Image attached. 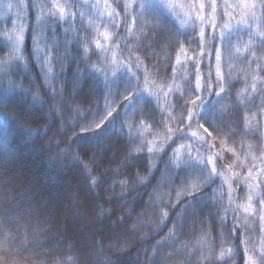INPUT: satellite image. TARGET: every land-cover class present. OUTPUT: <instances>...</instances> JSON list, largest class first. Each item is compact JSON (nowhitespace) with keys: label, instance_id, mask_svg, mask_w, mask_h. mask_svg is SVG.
I'll return each mask as SVG.
<instances>
[{"label":"trees","instance_id":"1","mask_svg":"<svg viewBox=\"0 0 264 264\" xmlns=\"http://www.w3.org/2000/svg\"><path fill=\"white\" fill-rule=\"evenodd\" d=\"M177 2L181 16L158 0H0V264H246L259 249L264 176L230 194L222 175L228 149L264 151V0H203L204 21Z\"/></svg>","mask_w":264,"mask_h":264},{"label":"snow or ice","instance_id":"2","mask_svg":"<svg viewBox=\"0 0 264 264\" xmlns=\"http://www.w3.org/2000/svg\"><path fill=\"white\" fill-rule=\"evenodd\" d=\"M53 6L59 10L60 15L58 18L63 19L64 18L63 17L64 9L59 4H54ZM211 7H212L213 14H215L216 5L214 2L211 4ZM233 7H236V6L234 5ZM189 8H190V10L192 8H195L197 11V18L200 19V21H204L205 17L202 15V13L205 9V3L203 2V0H199L198 4L196 3V0H193L192 4L189 6ZM213 20H215V15H213ZM104 35L107 37L108 33L105 32ZM200 35L201 36L204 35L203 29H201ZM23 41H24V30H23V28H21L20 33L17 36L16 41H15V45H14L17 50H19L21 48ZM253 55H255V53H253ZM257 68L260 69L259 64H257ZM250 71H253V73H254V70L250 69ZM252 79L253 80L257 79L255 74H253ZM251 88L253 90H255L256 84L253 83L251 85ZM223 91H225V88L221 87V92H223ZM107 115L112 116L113 113L108 112ZM188 120L189 121L192 120V115H189ZM96 127L102 128L103 124L97 123ZM199 127L202 128L206 133H208L209 136L213 135L210 128L207 127L205 124L201 123V124H199ZM192 135L195 136L196 133L193 132ZM248 147H249V151L247 154L243 155V158H241L242 156H240L239 154L235 153L234 149H232V148L228 149V151L233 152L236 155V161H233V163L229 164L228 169L231 173L232 179H243V181L247 185V188L249 189V192L251 193L252 190L261 188V177L264 176V151H261L259 154H257L256 151H252V145H249ZM149 151H151V149H149ZM249 160H251V163H249ZM237 161H239V163L241 164V166L243 168L247 169V171H244L246 173L245 175H241L240 173L233 171V169L236 168V162ZM231 180H229V181H231ZM229 184L231 185V182ZM189 194H191V193H189ZM262 195H264V194H259V198ZM252 199H253V196L251 194H249L247 197L248 203L244 206V211L245 212L251 211L253 214H256V209H253ZM260 204L262 207H264V199H260ZM165 215H167V213H165ZM259 219L261 221H264V213H262L259 216ZM248 243H250V241H245V244H248ZM228 251L229 252L234 251L235 256H237V254H238L237 249H235V250L228 249ZM242 251L244 253L246 264H264V241H261L259 249H256L255 247H251V248L244 247L242 249ZM249 252L252 254L246 255ZM220 256L223 259V257L225 256V253L222 251L220 253Z\"/></svg>","mask_w":264,"mask_h":264},{"label":"rangeland","instance_id":"3","mask_svg":"<svg viewBox=\"0 0 264 264\" xmlns=\"http://www.w3.org/2000/svg\"><path fill=\"white\" fill-rule=\"evenodd\" d=\"M160 1L163 5H166L168 6L171 10H178V13H179V16H181L184 11H182L181 7H179L181 5V3L177 2V1H180V0H158ZM186 7V6H185ZM181 21L183 23H186L188 22V17H180ZM121 63H124L123 61H119L117 59L116 61V57H113L112 61H107V66L105 65V69L107 72L111 73V76L115 75L118 71H121L123 68H125ZM217 70L218 72H221L222 71V64H221V61H217ZM168 94V92H164L162 93L163 97H166ZM155 96H158V92L154 95ZM196 137H197V140H198V143L202 142L203 139L205 138L206 136V133L205 131L202 129V128H198L196 131ZM158 154V151L155 152V155ZM182 157V152L181 151H178L177 152V157ZM223 177V180H224V184L225 186L227 187L228 191L230 194L234 193V186H233V182H232V176L228 173H224L222 175ZM231 180V181H229ZM231 182V185L229 184ZM195 188H197V186L195 185Z\"/></svg>","mask_w":264,"mask_h":264}]
</instances>
